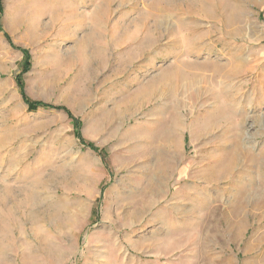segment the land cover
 Masks as SVG:
<instances>
[{"label": "rangeland", "instance_id": "374dc122", "mask_svg": "<svg viewBox=\"0 0 264 264\" xmlns=\"http://www.w3.org/2000/svg\"><path fill=\"white\" fill-rule=\"evenodd\" d=\"M0 264H264V0H0Z\"/></svg>", "mask_w": 264, "mask_h": 264}, {"label": "trees", "instance_id": "16d2710c", "mask_svg": "<svg viewBox=\"0 0 264 264\" xmlns=\"http://www.w3.org/2000/svg\"><path fill=\"white\" fill-rule=\"evenodd\" d=\"M21 50L24 53V58H25V60H24L25 61L24 62V69H25V67L27 69L28 68L27 65H29V54H28V51L27 50H25V49H21ZM17 82H18L20 88L22 89V86L23 85H22V82L20 81V77L17 78ZM24 100L26 102L28 111H35V110L39 109L40 107H42V108H54V109H62V110H65L64 107H62V106H56V105H52V104H46V103H43L41 101H33V100H29V99H27L25 97H24ZM65 111L68 113L69 117H71L72 120H73V126L75 128V133H74L75 136L78 137L81 142L84 141L83 138H82V136H81V134H80V130H79V127H80L81 122L78 119L73 118L71 116V114L67 110H65ZM91 147L94 148L93 146H91Z\"/></svg>", "mask_w": 264, "mask_h": 264}, {"label": "bare ground", "instance_id": "6f19581e", "mask_svg": "<svg viewBox=\"0 0 264 264\" xmlns=\"http://www.w3.org/2000/svg\"><path fill=\"white\" fill-rule=\"evenodd\" d=\"M35 203H36V202H35ZM30 205H31V207H33V205H34V202H32V201H31ZM31 213L33 214V210H32V212H31Z\"/></svg>", "mask_w": 264, "mask_h": 264}]
</instances>
